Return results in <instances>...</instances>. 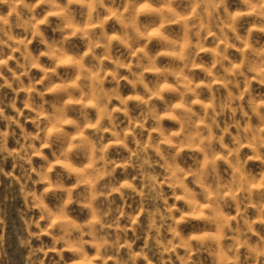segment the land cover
Returning <instances> with one entry per match:
<instances>
[{
  "label": "clouds",
  "instance_id": "clouds-1",
  "mask_svg": "<svg viewBox=\"0 0 264 264\" xmlns=\"http://www.w3.org/2000/svg\"><path fill=\"white\" fill-rule=\"evenodd\" d=\"M0 264H264V0H0Z\"/></svg>",
  "mask_w": 264,
  "mask_h": 264
}]
</instances>
